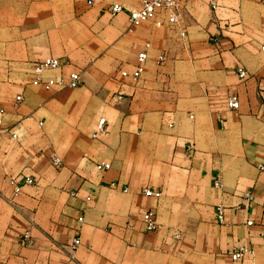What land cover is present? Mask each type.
Returning a JSON list of instances; mask_svg holds the SVG:
<instances>
[{
  "label": "crops",
  "instance_id": "obj_1",
  "mask_svg": "<svg viewBox=\"0 0 264 264\" xmlns=\"http://www.w3.org/2000/svg\"><path fill=\"white\" fill-rule=\"evenodd\" d=\"M89 1L0 0V264H264V0H176L161 25L131 23L145 0ZM143 50L142 78L123 77ZM47 57L44 79L81 83L33 84ZM17 175L36 183L16 194Z\"/></svg>",
  "mask_w": 264,
  "mask_h": 264
},
{
  "label": "built area",
  "instance_id": "obj_2",
  "mask_svg": "<svg viewBox=\"0 0 264 264\" xmlns=\"http://www.w3.org/2000/svg\"><path fill=\"white\" fill-rule=\"evenodd\" d=\"M89 2H92L90 0ZM177 8V1L176 0H145L143 5L140 8L137 9H131L129 11V17L131 23H138L141 20H151L156 22L158 25H161L163 22L159 19V13L163 10H167L170 12L169 14V21L172 23H177L179 21V15L176 13L175 9ZM113 13H118L124 10V6L121 3H114L111 7ZM183 35H185V32H182ZM150 44H147L149 46ZM261 49L264 51V43L261 46ZM148 60V53L146 50L140 51L137 55L136 62L134 65V68L132 70L129 69H123L121 70V74L123 77L131 78L134 82H138L145 70H146V64ZM166 60V55L161 54L159 57L160 62H164ZM61 65V61L58 57H47L43 58L41 60H38L33 64V69L35 72V77L32 80L33 84H41L46 89H50L54 87L55 85H67L71 87L78 86L82 79L81 74L78 71H74L70 73L67 76H63L61 78H48L44 79L42 75L44 72L58 68ZM237 73L241 79H245L248 76L247 70L240 66L237 68ZM23 99L22 95L17 96L16 100L17 102H21ZM226 105L228 108L231 109H238L240 107V101L239 96L236 92H231L227 96ZM1 124V120H0ZM109 131V125L108 120L106 117H101L97 124V130L94 133V136L106 133ZM17 136V134H14ZM54 163L57 167H61L64 163L63 159L59 156H56L54 158ZM264 167V166H262ZM111 168V163L107 161L98 162L97 163V169L98 170H106ZM9 183L14 188V192L16 194L20 193L22 190V187L25 184H35L36 180L32 176H25V175H17L13 176L9 179ZM112 187H117L116 182L111 183ZM216 186L221 187V182L218 180L216 182ZM144 193L149 196H161V191L153 190L152 188H145ZM253 198L252 194H246V199L251 200ZM89 200L92 199V196L90 195L88 197ZM218 210V216L220 221L225 220V214H226V206L223 204H219L217 206ZM143 220L145 221L147 230L154 231L158 228V222L156 218V213L153 209H148L143 213ZM251 224L252 222H248ZM25 237H29V232L27 231L25 234ZM81 238L75 237L73 240V247H76L80 245ZM250 248H248L246 245H240L234 250L230 252L231 258L239 262L243 259V257L250 252Z\"/></svg>",
  "mask_w": 264,
  "mask_h": 264
}]
</instances>
